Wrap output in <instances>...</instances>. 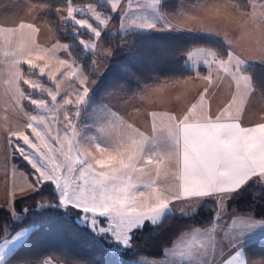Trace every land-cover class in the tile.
Segmentation results:
<instances>
[{"label":"snow or ice","instance_id":"snow-or-ice-1","mask_svg":"<svg viewBox=\"0 0 264 264\" xmlns=\"http://www.w3.org/2000/svg\"><path fill=\"white\" fill-rule=\"evenodd\" d=\"M108 4V11L112 14H119L121 21L126 20L129 15L130 3L125 5L123 0H104ZM74 9L67 8V17L73 21L77 28L90 31L94 37H101L102 32L98 28L85 20H76L73 15ZM95 19L104 24L107 21L100 20L97 14ZM165 26L171 27L164 21ZM36 31L33 25L21 23L20 29L24 28ZM129 27L154 29L157 27L156 20L144 19L137 23L133 21L131 25L121 23V33H126ZM14 32L15 29H8ZM79 38L78 31L73 33ZM23 40L24 37L21 36ZM80 47L86 52L96 47L95 44L89 45L84 40H79ZM54 48L56 45L53 46ZM68 59L58 60L60 65L72 67L76 60L72 55L74 44L62 45ZM119 48L128 47V41H121ZM197 51H200L197 49ZM206 56L212 57L205 60L211 67L218 64L225 73H228L236 83V89L241 97L245 96L253 88V78L243 75L249 64V57L243 56L233 49L227 52V60L220 58L218 53L211 49L203 50ZM21 56L27 55V64L32 68H39V72L45 74V68L36 65L31 59V53L27 50V44H22ZM115 55V49L108 48L104 52V57L111 60ZM243 57V58H242ZM43 59V57H38ZM86 58V57H85ZM264 61V55L261 57ZM71 61V63H70ZM19 62H17L18 64ZM92 73L86 74L82 70L79 72V80L75 89V97L63 99L67 106H74L75 114L71 111L65 117L68 127H73L72 120L79 116L81 109L90 101L89 81L91 74L95 73L96 63L90 65ZM59 71V70H57ZM51 79H56L53 72L47 73ZM73 75H77L74 71ZM16 76L23 84H30L32 89H37L40 85L24 80L19 68ZM211 81L212 76L204 77ZM241 82L244 84L241 90ZM49 91L48 95L52 101H56L59 94ZM21 98H26L25 92L18 89ZM208 88L199 96L200 112L195 110L197 103H192L191 107L182 109L179 113H165L167 123L168 159L169 164L176 177L179 192L172 196L173 200L182 197L195 198L200 200L203 206L205 200L201 198L219 197L213 200L217 207H227L238 197L248 193L250 189H260L261 191L251 199L264 200V122H258L254 126L245 127L239 122L237 114L233 115L228 107L221 109L219 115L213 119L212 116L204 113L203 101ZM232 101H236V96H232ZM30 103L43 107L44 100L31 99ZM160 116L157 112L151 113L152 127L151 132H157V119ZM163 117L161 120L163 121ZM35 121L37 118H30ZM43 123V118H41ZM131 133L121 130L112 137L108 146L102 147L100 143H95L94 148L89 143V149L84 152L77 150L75 157L71 155V147L68 153H63L62 149H54L50 142L45 138L37 127L31 122L24 125L23 130L11 131L9 144L13 146V151L28 161L34 170L35 179L27 190L21 189L19 196L21 199H28L32 195H40L47 187L51 194L57 197L55 208H62L65 212L74 213L75 219L83 225V232L90 242L94 245L107 249H122L124 253L134 250L133 244L136 232L143 231L151 224L157 226L161 218L166 213L172 211L171 203L164 192L153 190L149 193L146 200L151 203H137V196L145 198L144 192L136 193V184L132 183L133 173H143L145 165L153 164V152L147 146L154 142L152 136L145 135L139 129H132V125H127ZM31 129L29 132L28 130ZM14 138V139H13ZM22 141V143H21ZM47 150V151H45ZM54 151H60L64 156L65 164L56 163L55 157L50 155ZM38 154L39 162L32 158L29 153ZM83 156V158H81ZM158 164L159 161L157 160ZM72 174L71 176L67 174ZM78 173V182L76 174ZM159 176V169L156 170ZM151 188V185H148ZM16 193L13 194L11 206L7 211L10 218H15ZM191 206V205H189ZM44 207V205H40ZM53 207V206H49ZM27 208L21 209L26 213ZM260 216L264 217V206H261ZM234 219L230 230L233 234L226 242L223 238L210 235L206 230L192 229L193 238L205 237L206 242L198 246H189L186 251H181L180 255L194 264H251L247 259L246 246L248 243L247 234L252 233L258 226L264 225V220H256L252 214H234ZM7 225H0V231H8ZM26 231V230H25ZM24 236V231H19L13 236L12 241H18ZM12 241H5L0 247V264H5V249ZM258 264H264L262 258Z\"/></svg>","mask_w":264,"mask_h":264},{"label":"crops","instance_id":"crops-1","mask_svg":"<svg viewBox=\"0 0 264 264\" xmlns=\"http://www.w3.org/2000/svg\"><path fill=\"white\" fill-rule=\"evenodd\" d=\"M1 1V0H0ZM104 1V0H101ZM127 0H124V3ZM162 0H158V12H159V20H157V27L151 29V32H163L169 31L172 33H190L196 34L206 37H211L217 40H220L224 45L225 42L222 40L223 36H227L232 29H236L237 36H242L245 32L243 28H239L241 22V18L244 17L243 13L240 14L237 12L235 8H232L230 1L228 0H201L197 3H186L183 2L178 11L174 14L168 13L164 11L161 7ZM231 3V4H230ZM7 4L12 7V12L18 14V20L15 19L9 20V23L3 22V17L0 14V206L8 209L11 206V201L13 199V194L16 193L15 198L19 197V192L21 189L27 190L29 188L27 184V180L33 182V172L28 173L22 167L18 166L15 161L12 159L13 154V146L9 144V137L11 136V131L23 130V127L30 120V113L33 111V107L30 103L26 102L24 98H21L19 95V91L23 90L26 94H33L32 91L37 89H28L25 84L16 76V70L19 68L20 74L23 79L26 76H41L39 75L38 68H32L29 66L25 60V56L10 58L11 54L8 53L6 46L3 44V41L7 39L6 33L9 34L7 26H12V29H15L21 23H30L31 21L36 23L37 21V13L39 12L40 5H36L29 0H8ZM96 4V3H95ZM98 5V4H97ZM108 5V4H107ZM234 5V4H233ZM235 6V5H234ZM35 7V8H34ZM44 7V6H43ZM236 7V6H235ZM45 8V7H44ZM2 6H0V13L2 11ZM5 9V8H4ZM240 10V9H239ZM28 11H31V18H24V14ZM241 11V10H240ZM25 12V13H24ZM110 13V12H109ZM111 14V13H110ZM117 20L116 25L119 24V15L114 16ZM167 20V23L171 25V27L165 26L164 21ZM14 21V22H13ZM12 22V23H11ZM9 24V25H7ZM50 29V28H49ZM147 31V30H143ZM149 31V30H148ZM46 34L49 35L50 40L52 42L47 44H40L39 42L31 48H27L28 51L33 53L34 57L39 55V52L43 54V59L41 61V67L45 65L51 66L50 61L53 59L54 54L52 53V43L55 40V33L53 29L46 31ZM10 35V34H9ZM59 39V38H58ZM19 45V44H18ZM17 45V46H18ZM16 46V47H17ZM40 46H43L40 49ZM201 47L202 49H211L213 52H216L211 47L206 46H196L191 48L186 53H190ZM204 47V48H203ZM227 47V46H226ZM228 48V47H227ZM20 48H15L18 50ZM203 51V50H200ZM204 52V51H203ZM217 53V52H216ZM219 55V54H218ZM64 54L62 53V57ZM221 56V55H219ZM223 57H227L223 56ZM48 58L50 59L48 61ZM36 65L38 62L33 60ZM17 62H19L17 64ZM183 63L185 66L191 68L195 71V73L189 77L179 79L176 81H164L160 82L159 85L161 87L157 90V99L160 101V106L162 108L161 111L168 113H179L182 109H186L187 107H191L192 103H197L198 107L195 110L196 112H200L201 107L199 104V99H195V94L198 93L200 96L201 93L204 92L205 87L208 88V92L205 93V98L203 101V110L204 113L210 115L215 118L216 115H219L222 108L228 107L229 111L233 113V115L237 114V108L240 109L238 113L239 122L242 126L251 127L254 126L258 122H264V97L261 94V91L257 88L255 83L253 82L254 90H250L245 96L241 97L240 92L236 89V83L229 76L228 73H225L223 69L220 70V74H215L213 70L207 68L202 63H197L194 66L187 65L184 60ZM261 64V63H260ZM263 64V63H262ZM203 68L201 71L199 68ZM47 69V67H46ZM45 69V72H46ZM199 70V71H198ZM211 74V81H207L204 77L209 76ZM250 74V73H249ZM251 76V75H249ZM43 81L47 82L48 78L46 76H41ZM14 80V87L12 85L7 84V80ZM234 81V82H233ZM177 83L179 85L175 86ZM154 85V84H153ZM200 85L201 90L198 91H189V87ZM151 86V85H150ZM149 86V87H150ZM244 84L241 82V90H243ZM38 92V91H37ZM145 93V90L140 92L139 94ZM236 96V101H232V96ZM135 96V95H134ZM143 109L148 110L145 107H120L113 108L115 118L112 119L114 123H112V127L115 123V133L117 135L121 130H124L125 133H131V129L127 128V125L130 123L131 115L141 114ZM27 115V118L22 123L18 122L16 119V115ZM132 129H139L144 132L145 135L152 136L153 141L147 147L153 152V164L145 165L143 173H133L132 174V183L136 184V188L134 192H144L145 198H140L137 196V203H151V200H146L149 193L153 190L164 192L165 195L168 196V199L171 203L170 212H175L181 214L187 210L188 212L195 209L194 207H198L200 205V200L195 198H185L182 197L178 200H173L172 196L179 192L178 181L176 177L172 174L174 169L171 168L168 159V143L162 142V135L166 133L165 127H158V137L151 132L152 124L143 123V124H131ZM34 127H37L35 124ZM29 132L31 129L28 130ZM167 137V135H165ZM158 138V141L156 139ZM14 139V138H13ZM83 151L90 150L88 145H84ZM16 155L17 152H14ZM21 157V156H20ZM83 157V156H82ZM159 161L157 164L156 161ZM28 163V161H27ZM29 164V163H28ZM30 165V164H29ZM31 166V165H30ZM159 169L160 175H156V170ZM151 185V188L148 187ZM203 200H219V197H208L201 198ZM191 205V206H189ZM223 207V208H222ZM221 209H227L221 205ZM17 215L19 213L15 208ZM247 213H243V212ZM251 211V210H250ZM243 213V214H252L254 218L256 217L252 212L248 210H234L230 213H226L227 216H231V220L221 218V213L218 212L217 217L206 226H197L190 229H187L180 233L179 238L174 240L171 244L164 248V252L159 257H153L145 254H137L127 259L129 264H194L193 261L188 260L180 255L181 251H186L189 246H198L202 242H206L205 237L197 236L193 238L192 229L206 230L210 235H215L217 238L224 239V231L227 225H232V221L235 218L233 213ZM256 220L264 219L263 217H256ZM32 229L31 224L14 230L8 236H3L0 238V247H3L4 242L12 241L13 236L16 235L19 231H24V236L18 241H12V243L8 244L7 249H5L7 255L5 259L11 255H13L14 251L22 246L26 241L27 237ZM26 230V231H25ZM12 234V235H11ZM264 236V225L258 226L252 233L247 234V240L251 241L253 239L263 237ZM264 257H249L247 259L251 261V264H258V262ZM153 259V260H152ZM157 260L158 262H154ZM6 264V263H5ZM12 264H66L61 261H58L54 257L45 256L41 261L27 260V261H16Z\"/></svg>","mask_w":264,"mask_h":264},{"label":"trees","instance_id":"trees-1","mask_svg":"<svg viewBox=\"0 0 264 264\" xmlns=\"http://www.w3.org/2000/svg\"><path fill=\"white\" fill-rule=\"evenodd\" d=\"M29 1L45 7L37 13V21L46 22L53 29L57 38L75 45L72 49V55L85 72L92 73L90 65L94 59L104 58L107 62L97 85L90 91L89 103H101V97L110 93L125 96L137 95L156 79L176 81L193 75L195 71L185 66L180 57L181 54L193 47H211L221 56H226L228 52L227 47L220 40L185 32L139 30H130L123 34L121 32L117 34L102 32L101 40L104 45L115 49V55L111 60H108L104 55H96L92 51L86 52L82 49L78 44L77 36L73 33H63L60 27L62 24L59 22L56 13L62 0ZM73 1H93L108 11V5L101 0ZM200 1L162 0L161 7L164 11L174 14L183 2L192 4ZM228 1L241 11H248L249 9L248 0ZM113 18L115 19V17ZM63 25L64 27L76 26L72 21H66ZM77 31L79 36L93 37L88 30L77 28ZM125 40L128 41V47L119 48L121 41ZM172 68L173 73L168 72ZM199 69L203 71L202 67ZM246 71L250 73L253 82L264 97V64H249ZM32 93L43 94L36 90H33ZM12 159L18 166L31 173V166L22 157L16 155L14 151ZM260 191L258 188L250 189L248 193L238 197L231 205H228L226 213L234 210H251L255 215L260 216L259 213L261 206H264V200L253 202L251 199ZM15 200L17 210H20L26 201H31L32 206L39 201L46 202L47 205L35 209L37 220L36 218L33 219L37 222L33 225L27 241L14 251L13 256L8 258L12 262L51 256L66 264H129L127 259L137 254L161 256L164 248L171 244L180 233L193 227L209 225L218 215L217 205L213 203L212 199L206 200L203 206L199 205L195 211L187 215L168 212L161 218V222L157 226L149 224L145 230L136 232V238L133 241L134 250L124 253L122 249L101 248L90 242L83 232V225L75 219L74 213H70L69 210V214H67L64 209L54 207L57 197L51 194L47 187L40 195H32L28 199H21L19 196ZM50 205L53 207H49ZM5 209V207L0 206V225H7L9 230L0 231V238L32 223L28 215L21 219L10 218L8 212L4 211ZM44 215L48 216L43 217ZM245 251L249 257H264V236L248 241Z\"/></svg>","mask_w":264,"mask_h":264},{"label":"rangeland","instance_id":"rangeland-1","mask_svg":"<svg viewBox=\"0 0 264 264\" xmlns=\"http://www.w3.org/2000/svg\"><path fill=\"white\" fill-rule=\"evenodd\" d=\"M8 0H1L0 6H2L1 16L3 17V22L9 23V20L15 19L14 21L18 20V14L12 12V7L7 4ZM112 2V0H109V4ZM124 2V0H123ZM249 2V9L248 11H240L238 7L233 6L232 8H235L238 10L240 14L243 13V16L241 18V22L239 25V28H243L245 30L244 34L242 36H237L236 29H232L227 36H223V41L225 42V46H227L228 51L230 49H233L239 53H242L243 56L249 57V64H260L263 63L261 57L264 55V0H248ZM96 2L93 1H73V0H62V3H60L57 7L56 13L57 17L59 19V22L62 24L61 29L63 33L71 32L74 33L77 31V25L76 26H65L63 25L66 21H71L67 17V8L68 6L73 7L76 20H85L87 23L92 24L93 27L98 28L101 32H106L109 34H117L120 31L121 23H124L126 26L131 25L133 21H136L137 23L142 22L144 19H147L149 21L151 20H159V12H158V0H127L124 4L127 5L130 3L131 7L129 8L130 15L129 17L121 21L119 17V24L116 25L117 20L113 18L114 14H110L109 11L105 10L100 5L95 4ZM5 8V9H4ZM35 8V7H34ZM40 10H43L44 7L40 6L37 7ZM242 12V13H241ZM25 13V12H24ZM100 16V20L107 21L104 24H100L99 21L95 19L96 15ZM31 11H28L24 14V18H31ZM115 15H119L118 13ZM37 19V18H36ZM13 21V22H14ZM37 25L34 22L30 23H23L25 25L31 24L36 29L35 32L32 31V29L24 28L20 29L17 26V31L10 32L9 34L6 33L7 39L3 41V44L6 46V49L8 53L11 54L10 58H14L15 56L20 57L18 53L20 52L22 44H27V48L33 47V45L37 44L39 42L40 44H47L52 42V39L50 40L49 35L46 34V31L50 32L51 27L46 22H40ZM73 22V21H72ZM12 23V22H11ZM9 25V24H7ZM12 29V26H7V28ZM50 28V29H49ZM83 29V28H81ZM130 30H149L151 29H144V28H136V27H129L127 31ZM54 32V31H53ZM90 32V31H89ZM21 36L24 37V39H21ZM93 36V35H92ZM84 40L87 44L92 45L95 44L96 47L92 49L91 51L94 52L96 55L101 54L104 55V52L108 47L104 45V43L101 40V37H83L79 36L78 38V44L79 40ZM19 44V45H18ZM68 44L67 41H63L55 37V40L52 43V53L54 54L53 59L50 61L51 66H47L45 74H41L39 72V75L46 76L48 78V81L45 82L41 78V76H26L24 80H29L31 83H36L40 85L39 88H37V91L40 93H43L42 95L38 93V95H31L26 94L25 101L30 103L31 99L35 100H44L45 105L43 107H39L37 105L31 104L33 107L32 113H30V117L35 116L37 119L35 121H32L31 119L28 122H31L33 125L35 124L37 128L45 134V138L50 142V145L54 149H62L63 153H68L69 148L71 147V155L72 157H75L77 154V150L80 152H84L83 147L84 145H88L91 143L92 147L94 148L95 143H100L102 147L108 146L109 141L112 137H114L115 131V123L111 129V124L114 123L112 119L115 118L113 108H120V107H145L148 108V110L143 109V112L141 114L131 115L130 117V123L131 124H143V123H150L152 124V118L151 113L157 112L160 114V116L157 119V128L158 127H165L167 123L166 117H163V114L168 112L161 111L160 108V101L157 99V90L161 87L160 82H164L166 80L164 79H156L154 80L150 85L143 88L145 90V93L143 94H137L135 96H125L121 94H105L103 95L102 102L101 103H88L85 105L81 111L78 117L72 120L73 127H68V124L65 120V117L71 113L75 114V108L74 106H67L63 103V99H72L75 97V89L78 84L79 80V72L81 71V66L78 61L72 66L68 67L67 65H60L58 63V60L61 59H68L62 45ZM18 45V46H17ZM56 45L54 48L53 46ZM80 45V44H79ZM17 46V47H16ZM43 46H40V49ZM15 48H20L18 50H15ZM204 48V47H203ZM199 50H205L201 47H198ZM28 50V49H27ZM62 53L64 56L62 57ZM43 54L39 52V55L37 57L33 56V53L31 55L32 60H36L38 62V65L41 67V61L42 59H39L38 57H43ZM25 60L29 58L27 55H24ZM180 57L184 60V62L189 66H194L197 63H202L207 68H210L209 64L205 63V60H211L212 57L206 56L203 51H197V48H195L194 51L190 53H183L180 55ZM220 58L227 60V57L220 56ZM243 58V57H242ZM50 59L48 58V61ZM96 63L95 73L91 74V78L89 81V88L92 90L98 83L101 74L103 73L104 69L107 66V62L104 58L94 59ZM71 63V61H70ZM248 64V65H249ZM211 69L215 74H220V70L222 68L219 67L218 64H214L211 66ZM59 70V71H57ZM83 70V69H82ZM39 71V68H38ZM51 71L55 74L56 79H51L48 77L47 73ZM76 72L77 75H73V72ZM84 73H87L83 70ZM168 72L173 73V68L170 69ZM243 75L249 76L250 74L245 71ZM234 82V81H233ZM9 85H12L14 87V80H7L6 82ZM154 84V85H153ZM28 89L32 90L30 84H25ZM179 85L177 83L175 86ZM264 85V84H263ZM57 86L59 94L57 95L56 101H52L51 97L48 95L49 91H51L53 94L57 93ZM150 86V87H149ZM200 85H195L192 87H189V91H198L201 90ZM142 90V91H143ZM141 91V92H142ZM195 99H199L198 93L195 94ZM223 109V108H222ZM161 117H163V121L161 120ZM27 118V115H21L17 114L16 119L18 122L22 123ZM41 118H43V123H41ZM156 135L158 137V130L156 132ZM167 135V132L162 135V139L160 140L162 142H167V139L165 137ZM158 141V138L156 139ZM22 143V141H21ZM168 143V142H167ZM47 151V150H45ZM17 154H19L17 152ZM50 155H53L55 157L56 163L59 164H65L67 163L64 160V156L61 154L60 151H54ZM20 156V155H19ZM30 159L35 158L39 162V156L38 154H34L33 152L29 153ZM81 158H83L81 156ZM29 163V162H28ZM30 164V163H29ZM71 176L72 174H67ZM33 177L35 179V173L33 172ZM77 182H78V173L76 174ZM28 186L32 184V182L27 180ZM40 205H44V207L47 205L46 202L39 201L38 203L34 204L32 206L31 201H26L24 205H22L21 209L27 208L28 211L26 213L21 212V209L17 212L19 215H17L14 219H21L24 216L28 215L29 218L32 220V227L37 222V214H35V209L43 208L40 207ZM196 209V207H194ZM223 208V207H222ZM185 210L184 212H181V215H187L193 211ZM227 209H221V207H217V212L221 213V218L231 220V216H227L226 214ZM249 212H252L254 215L255 213L253 211L248 210ZM69 214V212H65ZM238 213V212H236ZM233 213V214H236ZM247 213V212H243ZM242 213V214H243ZM51 214V213H50ZM48 215H44L43 217H46ZM256 217H260L258 215H255ZM255 217V218H256ZM33 218H36L34 220ZM264 220V219H261ZM230 224V223H229ZM229 224L225 228L224 231V239L227 241L231 238L233 234V230H230ZM17 230V229H16ZM12 235V234H11ZM181 235V234H180ZM178 235L174 240H177L179 238ZM8 236V235H7ZM13 256V255H12ZM11 256L7 257L5 259L6 264H12L14 262L11 261ZM44 259V257L42 258ZM42 259H36L34 261H41ZM153 260V259H152ZM154 262H158L157 260H154ZM156 264V263H155Z\"/></svg>","mask_w":264,"mask_h":264}]
</instances>
